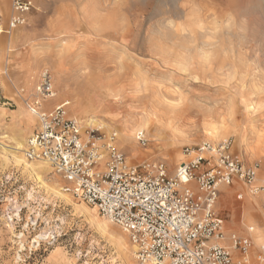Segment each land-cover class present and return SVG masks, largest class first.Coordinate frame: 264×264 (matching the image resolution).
I'll use <instances>...</instances> for the list:
<instances>
[{
  "label": "rangeland",
  "instance_id": "rangeland-1",
  "mask_svg": "<svg viewBox=\"0 0 264 264\" xmlns=\"http://www.w3.org/2000/svg\"><path fill=\"white\" fill-rule=\"evenodd\" d=\"M30 1L32 10L19 15L10 0H0V264H140L121 229L68 195L52 171L25 164L18 146L37 119L26 126L20 111L31 113L27 105L47 71L52 109L79 117L82 136L97 130L104 143L114 134L113 146L130 166L162 163L172 175L185 159L183 148L224 140L244 165L260 166L264 0H236L233 16L228 0H216V46L209 48L187 41L183 29L186 15L210 10V0H188L185 8L178 7L181 0ZM85 2L113 14L115 31L91 23L80 12ZM15 16L23 24L9 29ZM245 103L255 112L247 114ZM89 121L94 125L84 127ZM131 132L124 143L121 135ZM259 172L264 175L263 168ZM249 194L239 185L221 188L215 212L225 235L246 237L252 229L253 255L264 239V196ZM56 221L59 230L50 228Z\"/></svg>",
  "mask_w": 264,
  "mask_h": 264
},
{
  "label": "built area",
  "instance_id": "built-area-1",
  "mask_svg": "<svg viewBox=\"0 0 264 264\" xmlns=\"http://www.w3.org/2000/svg\"><path fill=\"white\" fill-rule=\"evenodd\" d=\"M10 5L19 15L32 10L30 0H10ZM21 24L23 19L15 16L8 27ZM52 90L51 77L44 71L27 105L37 127L26 139L24 157L47 164L66 183L68 195L121 229L138 263L264 264V247L250 256L251 238L225 235L223 220L215 212L220 189L251 187L264 159L260 166H246L233 153L232 142L224 140L183 148L185 159L172 175L162 163L130 166L114 148V134L102 143L97 130H90L83 140L79 124L62 108L41 111ZM138 140L144 146L141 133Z\"/></svg>",
  "mask_w": 264,
  "mask_h": 264
},
{
  "label": "bare ground",
  "instance_id": "bare-ground-1",
  "mask_svg": "<svg viewBox=\"0 0 264 264\" xmlns=\"http://www.w3.org/2000/svg\"><path fill=\"white\" fill-rule=\"evenodd\" d=\"M211 3H212V8L204 13H202L201 15L200 14H197V15H193L192 10L191 12L188 13V15H186L187 17V20H190L189 24L185 27V29H183V31H186L187 35H186V39L187 41L189 40L190 42L194 43V42H199L201 45L203 46H207L208 48L209 47H215L216 46V0H210ZM179 2V1H178ZM189 1L188 0H181L180 2V6L178 7H184L190 3H188ZM235 2L236 0H228V3H229V11H227V13L230 14V16H233L234 13H235V8H236V5H235ZM177 3V2H176ZM194 3V2H193ZM192 6V5H191ZM187 7V6H186ZM190 7V6H189ZM98 7L96 5V3L94 2H85L84 4L81 3L80 4V12L85 16L87 17V19H89V21L91 23H95L97 21H100L101 22V25L103 26V28L105 30H114L117 28V24H115V16L111 13H108V14H103L102 12L99 13L98 12ZM184 13V12H182ZM227 16V15H225ZM229 17V16H228ZM244 18V17H242ZM230 19V18H228ZM119 28V27H118ZM235 37V36H234ZM240 39V37H239ZM194 41V42H193ZM199 48L202 49V47H200V45L198 46ZM206 51V49H205ZM165 52V51H164ZM198 53V52H197ZM208 53V52H207ZM206 53V54H207ZM213 53H215L213 51ZM202 54V52H201ZM205 54V52L203 53ZM202 54V55H203ZM215 55V54H213ZM204 57L206 55H203ZM200 57V56H198ZM210 57V56H209ZM208 57V58H209ZM207 58V59H208ZM201 59V58H200ZM206 59V60H207ZM58 71V70H57ZM41 75V74H40ZM31 77V76H30ZM52 78V76H51ZM35 95V93H34ZM53 93L51 95L50 98H47L45 100L42 101L41 103V111H42V108L44 109L45 112H50V111H47L48 108H51L52 109V104L53 102H55V99L53 98ZM24 100V99H23ZM26 104V103H25ZM46 104L47 107H44ZM191 106V105H190ZM176 108V107H175ZM50 109V110H51ZM167 110V108H166ZM256 110V107L254 104L252 103H245V106H244V111L250 115V113H254ZM28 111V110H27ZM72 111V110H71ZM70 111V112H71ZM172 113V112H171ZM20 114L21 116L24 118V123L26 126H28L30 123H32L33 121V117L35 118L36 115L35 114H31V113H26L24 110L21 109L20 111ZM71 115L68 114V118L70 117ZM152 117H156L155 113H152L151 114ZM157 118V117H156ZM74 119L76 120V122H81V119L79 117H74ZM73 120V118H72ZM94 121H89L87 124H85L84 127H91L94 125ZM132 135H133V132L131 133H123L121 136H122V139L124 141V143L127 141V140H130L132 138ZM135 135V134H134ZM82 139L83 140H86V135L84 133V135L82 136ZM135 140V139H134ZM22 141V140H21ZM25 144L26 142H20L19 143V146H18V150H22L23 153H24V149H25ZM99 144H102V143H99ZM25 159V158H24ZM183 162V161H182ZM25 163V162H24ZM23 163V164H24ZM28 167L30 166L31 168H35L37 166L40 167L41 171L43 172H47L49 173L50 171H52L48 166L47 164H45L44 162H41V161H27L26 160V163H25ZM180 164V163H179ZM177 164V166L179 165ZM29 167V168H30ZM262 168L264 169V167L262 166ZM260 169H258L256 171V179L255 181L251 184V187L247 188L249 193L256 197V194L259 193V191H261L262 196H264V188H262V190L260 188H258V184H260L259 186H264V175H262V172H259ZM61 188V187H60ZM64 188V187H63ZM256 188V189H254ZM251 189H254V190H251ZM56 192V191H55ZM228 193V192H227ZM249 194V195H250ZM57 195H60L62 197H66V194L63 193V191L61 189H57ZM253 244V242H252ZM254 245V244H253ZM261 246L258 245L256 247H259ZM254 247L251 248L250 250V256H252V249Z\"/></svg>",
  "mask_w": 264,
  "mask_h": 264
},
{
  "label": "snow or ice",
  "instance_id": "snow-or-ice-1",
  "mask_svg": "<svg viewBox=\"0 0 264 264\" xmlns=\"http://www.w3.org/2000/svg\"><path fill=\"white\" fill-rule=\"evenodd\" d=\"M161 196L163 195V193H161L160 194ZM145 199H150V197H145ZM29 200H31V197H29ZM21 215H23V214H21ZM169 215H171V213H169ZM41 227H43V225H40ZM50 228H55V229H57V230H59V229H61V225H60V223H59V221H56L55 222V224H54V226L51 224V222H50ZM39 230V229H38ZM47 231V230H46ZM36 233H33V235H35ZM29 239H31V237H29ZM41 239H43V240H47L48 239V236L47 235H42L41 236ZM260 243H261V246L262 247H264V239H262L261 241H260ZM33 244H34V246H35V242H33ZM242 264H243V262H242Z\"/></svg>",
  "mask_w": 264,
  "mask_h": 264
},
{
  "label": "crops",
  "instance_id": "crops-1",
  "mask_svg": "<svg viewBox=\"0 0 264 264\" xmlns=\"http://www.w3.org/2000/svg\"><path fill=\"white\" fill-rule=\"evenodd\" d=\"M65 8H68V7H64V9H65ZM29 12H30V11H29ZM29 12H28V13H29ZM25 14H27V13H25ZM30 85H31V84H30ZM50 109H51V108H48V110H47V111H50ZM247 236H249V237H250V234H248Z\"/></svg>",
  "mask_w": 264,
  "mask_h": 264
}]
</instances>
